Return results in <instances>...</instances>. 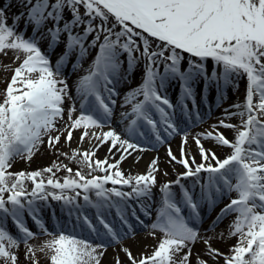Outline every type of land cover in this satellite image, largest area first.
Listing matches in <instances>:
<instances>
[{"label":"snow or ice","instance_id":"snow-or-ice-1","mask_svg":"<svg viewBox=\"0 0 264 264\" xmlns=\"http://www.w3.org/2000/svg\"><path fill=\"white\" fill-rule=\"evenodd\" d=\"M23 6L27 12L13 23L25 19V28L31 25L33 29L28 38L7 24L10 5L0 7V53L14 51L17 60L20 53L24 55L0 94V264H18L21 244L25 258L38 264L37 249L29 241L39 235L52 237L39 249L50 254V264H101L110 244L132 234L128 201H137L141 211L150 214L145 205L157 184L158 158L144 174L137 175L126 176L120 163L132 152L146 150L134 141L150 136L164 143L177 134H183L180 158L170 147L167 155L169 163L180 164L184 171L159 189L161 200L150 227L153 236L160 233V239L147 255L134 256L122 247L128 264H193L191 246L197 241L204 243L203 255L208 259L197 254L195 264H209V260L212 264L221 260L223 264H264V0H23ZM41 39L48 40L49 49L64 44L55 65L41 51ZM90 49L96 55L75 82L72 96L67 79L62 78L63 69L73 54V71L81 68ZM185 56L186 67H182ZM209 60L213 62L210 72ZM141 61L142 81L125 93L121 104L122 108L130 106L121 113V120L126 121L122 138L111 127L114 97L119 95L116 85L127 80ZM241 79L246 80L243 102L224 109L213 131L193 136L201 161L197 163L195 156L185 154L188 136L174 119L177 111L185 120L199 123L202 118L194 84L203 80L205 90L214 84L219 106L226 89L236 90ZM174 81L180 88L176 104L165 94ZM76 100L79 115L74 116ZM66 101L73 103L62 132L56 125L64 118ZM234 117L238 124L225 123ZM105 127L107 131H103ZM220 128L233 130V138L229 140ZM80 129L81 143L88 138L96 144L83 152L73 149L70 156L59 153L81 165L74 173L56 162L31 172L10 171L15 159L30 160L45 137L47 146L56 149L64 132L70 145L73 131ZM54 132L57 134L52 135ZM202 139L212 140L230 153L221 159L204 147ZM104 144H110V154L116 149L120 160L93 159ZM83 168L88 169L87 174ZM61 169L68 173L62 182L56 177ZM97 172L104 174H93ZM188 178H192L191 188L181 183ZM173 185L179 186L178 192ZM125 187L131 190H122ZM224 197L229 202L205 230L214 235L202 236V211L210 214ZM49 198L62 201L69 218L68 225L57 226L54 232L45 227L37 207V202L46 204ZM87 208L95 210L94 216L86 213ZM113 209L126 228H116L107 219ZM25 212L37 226L36 232L26 226ZM131 215L139 220L135 211ZM229 215L233 219L228 237H236L237 242L224 253L212 247V241L226 238L214 230ZM8 217L17 229L15 236L4 226ZM115 264H121L119 256Z\"/></svg>","mask_w":264,"mask_h":264},{"label":"bare ground","instance_id":"bare-ground-1","mask_svg":"<svg viewBox=\"0 0 264 264\" xmlns=\"http://www.w3.org/2000/svg\"><path fill=\"white\" fill-rule=\"evenodd\" d=\"M10 5V7L6 8V17H7V24L12 26L17 33H23L25 38H28L33 35V29L31 25H28L25 28V19L21 18L18 24H14V19L20 13H26L27 9L23 6V0H0V7ZM51 27V24L48 25ZM39 35V33H37ZM63 39V37H62ZM39 47L41 51L44 52L45 55L51 60L52 64L55 65L57 59L62 55L64 51V44L61 43L56 47L49 49L48 47V40L41 39L39 42ZM17 53L11 50H6V54L0 53V94L4 92L7 87V83L10 82L11 77L14 73V69L20 65L22 60L24 59L23 53L19 54V59H15ZM96 55L95 49H90L89 55L83 60L82 67L73 71L72 64L75 62V54L69 58L66 67L63 69L62 78L67 79L69 88L72 89L71 95L75 96V82L78 80L80 76L84 74V70L88 68L89 64L91 63L92 59ZM123 59V57H122ZM186 60L187 56H185V62L182 67H186ZM211 61L207 62L209 72L211 71L212 67ZM143 61L137 65L136 69L133 71L131 76L127 80H121L120 83L116 85L117 92L119 95L114 97L116 100V105L113 109V115L111 118V127L114 128L118 133L122 134L123 136V129L124 124L126 121L121 120V113L127 112L130 110V106L122 108L121 104L123 102V97L125 93H127L130 89H134L137 87L142 81V72H143ZM126 67V63H125ZM162 71V68H161ZM239 87L236 90H233L231 86L226 89V98L223 100V103L217 106L216 104V88L215 85H209L207 90L204 88L203 80H199L194 84L195 93H196V103L198 105V110L200 113L201 122L196 123L193 120H185L177 111L176 116L174 119L180 121V128L184 129V132L188 136L187 144L184 146V151L187 156H195L196 162L199 163L200 156L198 154V148L193 140V136L199 133H204L207 131H213L212 126L216 125L218 121L222 118L224 109L229 108L230 105L238 102H243L245 96V88H246V80L241 79L238 81ZM165 94L171 100L173 104L177 103L180 88L179 83L177 81L171 82L165 90ZM206 97V100L202 102L201 97ZM0 99H2V95H0ZM73 101H66L64 108L65 114L63 120L57 123V128H59L62 132L64 131L65 122L68 120L67 111L69 107L72 105ZM79 100L75 101V106L77 108L76 113L74 116L79 115ZM189 107L191 104L189 102ZM235 111V109H232ZM203 122H206L208 126H204ZM225 123L231 124H238L239 119L234 117L230 120H226ZM108 128L105 127L103 131H107ZM82 129L74 130L72 140L69 143L66 142V135L67 133L64 132V135L61 136L59 144L56 146V149H50L47 146V138L45 137V143L39 147V150L34 153L30 160L25 159H15L12 163V167L10 171L12 172H31L35 170H41L47 167H53L54 162L67 165L68 167L73 169V173L81 168V165L76 163L75 161L69 160L66 156L60 155L59 153H67L68 156L71 155L73 149H78L80 152L89 150L93 148L96 144V141L89 140L85 138L84 141L80 142V136L82 134ZM90 131H97L99 129H91ZM220 132H222L229 140H231L234 136L233 130L220 128ZM57 133H52V135H56ZM183 134H177L172 137L166 138L164 143H157L154 138L147 137L144 139H138L134 142L140 144L141 147L146 149L145 151H135L132 152L130 156H127L123 162L120 163V169L124 172L127 176L129 174L137 175V174H144L149 164L153 159L158 158V168L159 172L156 173L157 184L155 187L152 188V199L145 205L148 208V212L150 214H145L144 211H141L140 204L137 203L135 200L128 201L130 208L128 209V221L129 224L132 226V234L125 237L124 239L120 240L119 243L110 244L107 247V250L104 252L103 257L101 258V264H115V258L119 256L121 264H128L127 257L121 251L122 247H127L132 252L134 256H139L140 254H150L160 239V233L156 232V235L153 236L150 225L155 221L158 207L161 200V193L159 191L160 187L168 181H174L177 178V174L184 171L183 167L180 164L176 163H169V157L167 155V150L170 147L173 154L180 158V148L182 142ZM201 143L204 145L206 149H211L216 153L218 157L223 159L226 155L230 153V149L226 147H219L216 143L212 140H201ZM109 146L110 144H104L96 151L95 157L93 159L104 160L105 157H108L109 163H115L116 161L120 160V153L117 152L116 149L112 150V154L109 153ZM131 151V150H130ZM79 157H77V160ZM55 171V168H54ZM85 174H87L88 169L83 168ZM164 173H167L165 175ZM94 175H103L104 173H93ZM48 174L46 173L45 176ZM68 173L61 169L60 171L56 172V177L61 179L67 176ZM185 187L191 188L192 186V178H188L186 180L181 181ZM29 191L31 190V182H26ZM107 187H112V185H107ZM120 187V186H116ZM124 191H130L131 189L128 187L123 188ZM173 191L178 192L179 186L173 185ZM71 194V193H69ZM234 195V194H233ZM5 198H7L5 196ZM93 199L95 197L93 196ZM78 202L83 204L82 198H78ZM229 202L227 197H224L221 202L217 204V206L208 214L206 211H202L204 215V220L202 225L200 226L201 235H214L212 231L205 233V230L209 228V225L212 221L216 218L217 214L220 212V209L225 206ZM37 207L39 208V218L44 222L45 227L50 231L54 232L57 229V226H64L69 224V218L67 211L63 208L62 201H55L49 198L47 203L40 201L37 202ZM94 209L87 208L86 213L89 216H94L93 213ZM135 211L136 215L139 217V220L136 217L131 215V212ZM25 224L26 226L36 232L37 226L35 225L34 221L31 217L25 212L24 214ZM107 219L111 221L116 228L127 227L122 226L120 220L116 215L115 209L112 210L111 214L107 216ZM233 216L229 215L226 216L215 228L214 232L216 234L223 233L226 237L225 239L216 238L212 241V247L219 249L221 252L227 253L229 248L234 245L237 240L236 237H228V227L230 222L232 221ZM142 221V223H141ZM4 226L6 230L10 232L12 235L17 234V229L15 228L13 221L10 217H8L4 221ZM78 234L82 235L84 238L92 239V237L88 236L86 231L79 232ZM52 239L50 235H39L37 238L32 239L29 241L34 248H36L35 252V259L38 261V264H50L49 260V253L47 250L40 251V247L44 244V242ZM93 243L96 241L93 239ZM192 248V261L195 264V260L197 254H201L204 259H208L206 255H203L205 250V245L202 241H197L194 245L191 246ZM25 247L21 244L20 248L17 250V254L19 257L18 264H32L31 259L25 258ZM209 264L212 262L209 260ZM220 264H223V261H220Z\"/></svg>","mask_w":264,"mask_h":264},{"label":"rangeland","instance_id":"rangeland-1","mask_svg":"<svg viewBox=\"0 0 264 264\" xmlns=\"http://www.w3.org/2000/svg\"><path fill=\"white\" fill-rule=\"evenodd\" d=\"M81 12L83 13V9H81ZM209 61H211V60H209ZM212 62V61H211ZM203 125L206 127V126H208L207 124H206V122H203ZM129 203V202H128ZM95 212V210L93 211V213ZM30 217V216H29Z\"/></svg>","mask_w":264,"mask_h":264}]
</instances>
